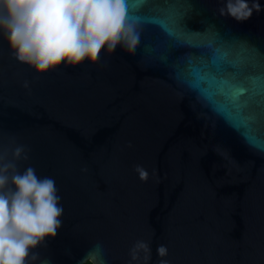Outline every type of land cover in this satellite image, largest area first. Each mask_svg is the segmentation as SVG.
Segmentation results:
<instances>
[{
	"label": "water",
	"instance_id": "obj_1",
	"mask_svg": "<svg viewBox=\"0 0 264 264\" xmlns=\"http://www.w3.org/2000/svg\"><path fill=\"white\" fill-rule=\"evenodd\" d=\"M261 11L237 22L223 0H188L185 24L215 26L264 52ZM158 23L186 8L158 0ZM135 54L118 47L94 64L37 75L15 60L0 35V143L25 144L41 176L56 180L61 227L36 251L52 264H77L101 241L109 264H128L137 239L167 245L170 264H264V153L248 148L222 120L198 119L160 58L185 53L144 21ZM200 69L176 66L177 73ZM27 82L28 87L24 84ZM142 165L149 178L135 171Z\"/></svg>",
	"mask_w": 264,
	"mask_h": 264
},
{
	"label": "clouds",
	"instance_id": "obj_2",
	"mask_svg": "<svg viewBox=\"0 0 264 264\" xmlns=\"http://www.w3.org/2000/svg\"><path fill=\"white\" fill-rule=\"evenodd\" d=\"M179 2L186 8L165 28L157 22L158 0H0V35L16 61L42 75L61 65L94 64L102 50L110 54L120 47L135 54L144 21L150 20L167 44L186 50L171 63L160 58L177 95L189 97L198 119L212 127L213 117L222 120L248 148L264 153V52L246 40L223 37L215 26L188 28V0ZM261 7L259 0H223L218 13L242 22ZM178 63L200 71L177 73ZM29 151L14 139L0 143V264H52L36 249L56 236L64 208L55 178L22 165ZM135 171L141 181L149 178L142 165ZM151 253L150 241L137 239L128 264H150ZM156 253L158 264H170L167 245ZM77 264H109L104 244L95 242Z\"/></svg>",
	"mask_w": 264,
	"mask_h": 264
},
{
	"label": "snow or ice",
	"instance_id": "obj_3",
	"mask_svg": "<svg viewBox=\"0 0 264 264\" xmlns=\"http://www.w3.org/2000/svg\"><path fill=\"white\" fill-rule=\"evenodd\" d=\"M158 22V21H157ZM165 28L167 27L166 25L164 26Z\"/></svg>",
	"mask_w": 264,
	"mask_h": 264
}]
</instances>
